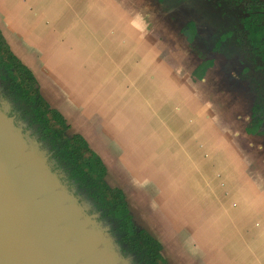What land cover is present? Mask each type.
Masks as SVG:
<instances>
[{"label":"crops","instance_id":"1","mask_svg":"<svg viewBox=\"0 0 264 264\" xmlns=\"http://www.w3.org/2000/svg\"><path fill=\"white\" fill-rule=\"evenodd\" d=\"M138 15L132 0H0V30L11 50L34 73L47 103L67 120L68 136L82 135L101 157L107 184L124 192L137 228L161 243L168 263L264 264V159L259 152L252 161L232 158L227 150L232 133L221 131L228 124L215 122L216 131L207 111L200 116L204 130L198 131L204 141L197 143L199 115L189 83H202L203 102L210 103L226 85L221 97L230 102L228 110L248 114L241 116L247 123L239 135L252 137L245 95L236 92L229 74L216 89L211 76L218 68L197 80L202 61L188 46L181 57L172 36L157 31L156 45L143 44L147 33ZM133 134L139 135L135 141ZM212 135L224 137L218 163L210 153L197 173L196 151H212ZM181 205L188 209L185 219L174 210Z\"/></svg>","mask_w":264,"mask_h":264},{"label":"trees","instance_id":"2","mask_svg":"<svg viewBox=\"0 0 264 264\" xmlns=\"http://www.w3.org/2000/svg\"><path fill=\"white\" fill-rule=\"evenodd\" d=\"M208 1L227 18L226 25L211 39L213 50L242 53L247 61L258 65L255 70L264 76V2ZM181 35L188 43L196 42L199 34L195 22L186 23ZM213 65V61L205 60L194 72L196 79L203 80ZM0 107L22 129L28 143L47 157L51 170L85 212L107 228L123 258L130 264H169L161 243L137 228L124 192L107 184V168L101 157L82 135L68 136L67 120L44 99L34 73L12 52L1 30ZM261 110L259 118L255 116L258 109L254 108L247 127L249 134L260 133L264 127V107Z\"/></svg>","mask_w":264,"mask_h":264},{"label":"water","instance_id":"3","mask_svg":"<svg viewBox=\"0 0 264 264\" xmlns=\"http://www.w3.org/2000/svg\"><path fill=\"white\" fill-rule=\"evenodd\" d=\"M0 149L9 175L0 188V264H130L1 107Z\"/></svg>","mask_w":264,"mask_h":264},{"label":"rangeland","instance_id":"4","mask_svg":"<svg viewBox=\"0 0 264 264\" xmlns=\"http://www.w3.org/2000/svg\"><path fill=\"white\" fill-rule=\"evenodd\" d=\"M197 4H200L203 8L200 11L201 12L200 14H198V12H197L198 8L196 9L197 11L194 9V6ZM200 5H197V6L200 7ZM132 6H133V8H135L136 12L139 14L138 16L142 17L141 24L143 26H145L147 38H145L146 41H144L143 44H145V42H147V45H149V46L156 45L158 43L157 35H156V33L158 31L159 33H163L164 35H166V37L172 36V40H173L172 42H174L173 43L174 50L177 51L178 53H180L181 57L185 56V49L187 51H190V49H192L189 43H188V45L186 44L187 40L186 41L184 40L186 38L183 35H181V29L183 28V26L185 25L186 22H189L191 20L198 21V23H199L198 25L200 27L201 34L204 36H207V37L210 36V34L215 30L216 23H217L216 19L213 18L214 17L212 15L213 12H211V13L207 12L206 11L207 6L205 7L202 4V2H199V0H166L164 3H159V2H157V0H132ZM141 8H142V11H140ZM161 40L164 42L163 38ZM160 43H161V41H160ZM193 50H196V52H194ZM198 51L201 54H204L199 50L198 46H197V49L191 50L192 54L195 53L197 55V57H198L197 60L199 61L200 55L198 54ZM171 52H173V51L171 50ZM206 56L211 58V59L212 58L216 59V57H217L213 53L212 54L208 53V55H206ZM190 60H193V58L190 57ZM197 60H194L193 63L197 62ZM217 62L218 63L215 67L218 69L215 70V73H213L211 76L213 78L212 81H217L218 85H217L216 89H218V87L221 85V83L225 82V81H223L224 75L227 76L229 74L231 79H233L235 81V85L237 86V91H236L237 93L241 92L244 95H246V94L249 95L250 93H252L251 86L247 82H246L247 84L244 83V77L245 76L242 72V69L240 67L238 68V66H236L237 64L233 65L232 70L228 71L227 68L225 66H223V64H225V62L223 60H221V58L217 59ZM242 80H243V82H242ZM197 83H195V84L189 83V85H190L189 87L191 88L193 93L196 94V100H197L195 102V105H196L197 115H199V116H197V118H196L197 129H196V136L195 137L198 140L200 139V141H198L197 143H203V141H204L203 134L198 133V131L204 130V128H202V124L205 121V119L203 117H200V116L203 115V113L205 111H207L210 113L209 115H211L212 126L217 128L216 131H218L219 125H214L215 122L218 123L221 120V121L226 122L228 124L227 126L226 125L221 126L222 127L221 131H223V130L225 131L227 129L228 132L232 133L233 140H228L231 143V145H228L229 149H227L232 158H237V157L240 158L241 157V158H247L248 161H252L253 159L257 158V156L260 153V159H261V161H263V159H264V150L263 149L264 148L262 150H259L258 146L264 145V135L257 136L256 134H252V137H247L245 134L243 136L239 135L242 132H244L243 129L246 126L245 124L247 123V119L245 117H241V116H243V115L248 116V114L244 113L242 111H237V112H235L236 115H233L228 110L230 102L227 104L226 99L221 97V94L224 95V93L227 90L226 85H225V87L222 88L221 91L216 92L218 95L215 94L213 96V100L210 103L208 101L203 102V99L205 97L204 96V86L202 83H199V84H197ZM51 92H53V90ZM246 99L248 100V96H246ZM182 103H183V101H182ZM244 103L247 104L249 106V108L252 105V101H249V100L244 102ZM171 104H173V103H171ZM247 105H246V107H247ZM219 114H222L221 118L218 117ZM248 120H249V118H248ZM226 127H228V128H226ZM235 131H239V133H236ZM138 136L139 135H137V137H136L135 134H133L132 139L135 141L136 139H138ZM212 138H213V142L211 143V145L213 147L212 151L211 150H209L208 152L206 151L207 155L205 154V149H203L201 152L196 151L197 152V157H196L197 158L196 159L197 165L195 164V169L197 171H199L197 173L202 172V166L204 165L205 160H207L209 158L208 156H210V153H211L210 157H212V160L214 159V155L217 154V157H215V158H216V163H218V154L219 155L221 154L220 153L221 150H220L219 145H225L224 137L219 138V137H216L215 135H212ZM180 139L184 140V137L182 134L180 136ZM188 139L189 138L187 137L186 141H188ZM192 139H193V136H192ZM234 145H238V148L235 149ZM187 146H188V143L185 142V144H183V149L187 148ZM196 146L198 147L200 145H196ZM202 146H203V144H202ZM232 146H234V147H232ZM256 147H258V148L256 149ZM212 167L215 168V170H216L215 166H212ZM248 167L249 166H244L245 172L250 168V167L249 168ZM233 169H234V167L231 169L232 173L235 172V170L233 171ZM215 170L212 169L211 173H214ZM236 171H238V170H236ZM217 172H218V167H217ZM247 172H249V171H247ZM250 173H251V171L248 174H250ZM226 174H228V172ZM260 174H261V186H260V193H261L260 199H261L263 197L262 195L264 194V169H262L260 171ZM247 176H249V175H247ZM226 179H228V177H226ZM215 184H217V183L214 182V185ZM227 184L229 185V184H231V182L227 181ZM165 188L166 189L168 188L170 190V185L166 184ZM213 189L215 190L216 188H213ZM171 200H172V197L170 198V201ZM262 200H264V199H261V201ZM199 204L202 205L201 202ZM183 205H185V204H183ZM183 205H181L179 212L182 213L180 215H183V218L185 219L188 217V211H187L188 209H187V207H184ZM174 210H176V209H174ZM176 211H178V208ZM166 221H167V219H166ZM155 224L157 225L158 222H156ZM96 229L98 230L101 238L104 240V242H106L108 247H111L112 245L110 246V244H111L110 240L105 237L106 235H104L105 234L104 231L102 229H100L98 226ZM167 241H172V238L168 237Z\"/></svg>","mask_w":264,"mask_h":264},{"label":"flooded vegetation","instance_id":"5","mask_svg":"<svg viewBox=\"0 0 264 264\" xmlns=\"http://www.w3.org/2000/svg\"><path fill=\"white\" fill-rule=\"evenodd\" d=\"M261 1L264 2V0H261ZM199 2H202V4L205 7L207 6L206 7L207 12H210V13L213 12L212 13V15L214 16L213 18L216 19L217 23H216L215 30L210 34V36L207 37V36H204L201 34L200 27H199L198 23L195 20H191V21L195 22V24H196L197 32L199 34V39L196 42L189 43V44H190L192 49H197V46H198L199 50L202 53H204V54H201L198 51V54L200 55V59L202 61L201 64L205 60H211L214 62V65L211 69L216 68L215 66L218 63L217 59H219V58H221V60H223L225 62V64H223V66H225L228 71L232 70L233 65H235V64H237L236 66H238V68L240 67L242 69V72L245 76L244 77V83L247 82L251 86V90H252V93H250L249 95H247V94L245 95V97L248 96L249 101H252V105L250 106L251 115H250L249 122H248V125H249V123L251 122V120L253 118L254 108L256 107L258 109V112H256L255 116L260 118L261 112H259V111H262L261 108L264 107V76H263V74H261L260 72H257L255 70L258 65L250 63L249 61H247L242 53H239V52L238 53H230L231 50L221 53V52H216L213 50L214 48H213L212 44L210 43L211 39L216 36L217 32L219 31V29L221 27L226 25L227 18H225L223 15H221L211 5L210 1L199 0ZM200 4H197V5H200ZM197 5L194 6V9L196 10L198 8V11L197 10L196 11L198 12V14H200L201 13L200 11L203 8L201 5H200V7H198ZM247 16H249V14H247L246 17ZM191 21H189V22H191ZM193 51L196 52V50H193ZM208 53L215 54L217 56L216 59L215 58L211 59V58L207 57L206 55H208ZM246 69H251V71L246 72ZM242 82H243V80H242ZM248 125H247V127H248ZM256 135L257 136L264 135V127L260 130V133H257Z\"/></svg>","mask_w":264,"mask_h":264},{"label":"bare ground","instance_id":"6","mask_svg":"<svg viewBox=\"0 0 264 264\" xmlns=\"http://www.w3.org/2000/svg\"><path fill=\"white\" fill-rule=\"evenodd\" d=\"M40 2V1H39ZM34 10V9H33ZM82 15V14H81ZM72 17H75V16H72ZM73 23V22H72ZM39 24V23H38ZM69 24V23H68ZM70 25V24H69ZM72 26V25H71ZM42 27V26H41ZM70 28V27H69ZM35 29V28H34ZM30 30V29H29ZM39 30V29H38ZM37 30V31H38ZM40 31V30H39ZM33 32V31H32ZM40 33V32H39ZM35 34H36V32H35ZM73 38V37H72ZM77 38V37H76ZM76 38L74 39V40H76ZM73 40V39H72ZM88 40V39H87ZM67 42H68V40H67ZM86 42V41H85ZM69 43V42H68ZM91 43V42H90ZM92 44V43H91ZM88 45H89V43H88ZM90 46V45H89ZM41 49V48H40ZM52 50V49H51ZM49 54V53H48ZM54 58V57H53ZM48 59V58H47ZM57 59V58H56ZM46 60V59H45ZM51 60H52V58H51ZM105 60H106V58H105ZM107 60H108V58H107ZM47 62V61H46ZM53 62V61H52ZM52 62H51V64H52ZM108 62V61H107ZM49 65H50V63H49ZM115 65V64H114ZM55 66V65H54ZM50 67H51V65H50ZM65 70V69H64ZM101 72H102V69H101ZM100 73V72H99ZM67 74V73H66ZM93 74V73H92ZM103 74V73H102ZM94 75V74H93ZM66 76V75H65ZM92 76V75H91ZM97 77H98V75H97ZM117 78V77H116ZM81 85H82V81H81ZM86 87V86H85ZM85 87H84V89H85ZM88 89V88H87ZM170 90V89H169ZM86 91H88V90H86ZM85 92V91H84ZM187 92H189V90L187 91ZM186 93V92H185ZM185 93H184V95H185ZM94 94V93H93ZM187 94V93H186ZM182 96H183V94H182ZM181 96V97H182ZM183 98V97H182ZM147 99V98H146ZM180 99V98H179ZM85 100V99H84ZM181 106V105H180ZM144 111V110H143ZM176 122L174 121V123L173 124H175ZM163 129V128H162ZM161 129V130H162ZM141 134V133H140ZM176 135V134H175ZM144 137V136H143ZM138 147V146H137ZM3 153H5L3 150H1L0 149V155L1 154H3ZM160 156V155H159ZM155 157V156H154ZM171 164V163H170ZM225 164V163H224ZM148 165V164H147ZM176 169V168H175ZM164 175V174H163ZM153 176V175H152ZM9 177V175H8V171H5V169L2 167V166H0V188L2 187V186H4L5 184H8L9 183V181H8V178ZM157 179H158V177H157ZM159 180V179H158ZM160 182V181H159ZM155 184V183H154ZM161 184V183H160ZM163 186H164V183H163ZM235 189V188H234ZM2 190V189H1ZM168 191V190H167ZM173 199V198H172ZM215 200V199H214ZM170 201V200H169ZM173 201V200H172ZM169 205V204H168ZM218 205V204H217ZM216 206V205H215ZM207 208V207H206ZM176 209V208H175ZM177 210V209H176ZM179 211V210H178ZM9 212H11V211H9ZM180 217H181V215H180ZM179 217V218H180ZM183 217V216H182ZM200 220V219H199ZM185 222V221H184ZM183 222V223H184ZM188 222V221H187ZM253 224V223H252ZM187 225V224H186ZM188 230V229H187ZM1 232V231H0ZM192 238V237H191ZM194 242V241H193ZM247 242V241H246ZM204 243V242H203ZM217 251V250H216ZM196 252V251H195ZM242 253V252H241ZM225 254V253H224ZM243 254V253H242ZM209 258V257H208ZM247 261V260H246ZM253 263V262H252Z\"/></svg>","mask_w":264,"mask_h":264}]
</instances>
